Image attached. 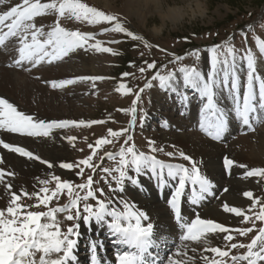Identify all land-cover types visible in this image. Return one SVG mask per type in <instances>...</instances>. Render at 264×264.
Returning <instances> with one entry per match:
<instances>
[{
    "label": "snow or ice",
    "instance_id": "snow-or-ice-1",
    "mask_svg": "<svg viewBox=\"0 0 264 264\" xmlns=\"http://www.w3.org/2000/svg\"><path fill=\"white\" fill-rule=\"evenodd\" d=\"M0 47L12 42L18 47V59L15 63L20 66L24 62L31 63L33 67L38 66L47 58L48 63L62 60L70 52L76 49H86V46L97 51L117 55L111 47H103L102 42L89 44L94 40L93 33L81 32L79 30H69L60 24L59 18L74 19L76 21H87L90 24L102 22H116L113 31L124 33L133 40L142 41L146 47H152L142 36L136 35L122 23L114 14H106L95 7L89 6L83 0H0ZM55 15L58 19L50 31L45 32L43 24L38 25L37 19L46 15ZM245 39L247 36L245 34ZM118 43L119 41H111ZM256 45L260 53L264 54V39L257 37ZM206 51L210 52L209 70L207 73L196 66H181L179 75L175 71H169L164 65V73L156 71L144 88H151V81H158L160 88L181 95L183 101H188L189 97L181 89L192 90L198 94L202 107L200 108V128L214 140H220L228 131L229 116L238 120L249 130L254 131L253 121L264 123V77L257 68L258 57L249 46L243 53L234 45L232 39L221 44L214 45ZM174 55V54H173ZM197 60L200 59L199 50L190 53ZM175 61H183L185 57L175 56ZM146 68L141 67L139 71L144 73L147 69H156V61L144 62ZM171 63V61H170ZM127 77L130 73H123ZM243 76V79H242ZM101 76H79L72 79L51 82L53 88H63L78 81L103 80ZM121 84L120 89H125ZM243 89V91H242ZM128 93L131 89L127 90ZM139 99V95H137ZM224 100L230 101V111L223 105ZM132 112V122L130 128H134L137 121V108L134 106L129 110ZM142 119H147V113ZM104 121H52L46 123L36 120L33 116L25 114L7 99L0 97V129L9 133H18L29 137H47L53 127L64 128L67 126H91L92 124L103 123ZM166 124V122H165ZM129 131L128 128L119 131L109 129V135L113 138L124 136ZM69 141H74L76 137H68ZM132 140L129 135L124 140V144ZM113 140L100 138L95 145L89 144L93 149L92 154L76 162H62L61 169H78L76 175L84 177L85 168L96 172L98 165L93 163L96 150L105 144H111ZM153 145L151 151H158L154 147L155 142L149 141ZM0 146L11 152L18 153L29 160H36L53 168V164L43 160L39 155L24 147L6 143L0 139ZM119 160L114 168L100 167V171L105 175L101 177L107 184L109 191L106 193L102 187H94L99 181H94V176L89 174L83 183H73L71 180L61 179L58 175H52L51 180L39 179L42 187L32 193L25 189L12 191L13 184L5 183L7 177H15V173L0 168V184H4L9 193V199L5 207H0V264H77L78 257L76 250L79 239L82 235L81 225L97 227L105 230L111 238V242L116 246L117 251L114 257V264H187L186 261L174 259L172 255H160L161 244L166 243L155 231V225L150 222L149 215L138 209L134 203L121 197L116 200L113 193L119 195L125 192L126 182L139 185L138 177L144 172H151L161 181V186H169V181H175V190L171 195L169 204L175 214V221L181 229L182 234L179 239L180 247L175 255L188 256V245L184 242H207L210 233H223V240L227 242L224 248L206 247L204 251L215 254L209 259L207 256L201 258L205 264H264V227L258 230L255 227L257 221L264 222V200L256 197L253 192L247 191L243 195L252 201L249 209L230 207L223 204L225 212L233 213L242 218L243 223L251 222V227L229 228L224 224L211 219H202L197 214L196 218L188 222L181 214L180 200L184 195L186 185L191 183V202L198 204L208 195H214L215 185L205 175L202 174L198 162L191 156L180 152L182 159L190 161L191 166L184 164L165 163L155 155L137 151L135 145L122 147L118 154L108 152L107 159ZM169 157H174L172 152L167 153ZM104 157H101L103 161ZM3 158L0 157V163ZM224 165L231 169L234 165L246 168L244 164H238L233 159L224 158ZM166 170V173H165ZM165 175L168 179H165ZM246 177H264V168H255L246 172ZM55 182V187L50 188L49 184ZM113 182L115 187H113ZM223 191L227 192L225 188ZM66 195L68 203L64 205L50 207L53 200L58 202L60 196ZM32 199L35 197L36 203L29 205L22 203V198ZM92 201V202H89ZM259 206L258 211L253 209ZM44 207L46 210L33 211L32 208ZM252 212L251 215L248 213ZM58 214H64L63 218L73 221L66 231L60 226ZM253 231L257 234L249 243H231L236 239L232 232L239 236L246 237ZM91 264H106L100 255V249L104 247L102 240L93 239L89 242ZM245 249L240 255H233L232 251ZM196 252L195 247L191 248ZM39 254V258L37 256ZM193 261L194 257H189Z\"/></svg>",
    "mask_w": 264,
    "mask_h": 264
},
{
    "label": "rangeland",
    "instance_id": "rangeland-1",
    "mask_svg": "<svg viewBox=\"0 0 264 264\" xmlns=\"http://www.w3.org/2000/svg\"><path fill=\"white\" fill-rule=\"evenodd\" d=\"M83 2L105 12L106 14L116 15L119 22L122 23L125 28L136 35L142 36L152 47H146L142 41L133 40L124 33L113 31L105 32V29H112L114 27L116 23L115 21L90 24L87 21L59 18L61 26L69 30H79L81 32L93 33L95 39L90 40L89 44L102 42L103 47H111L118 54L113 55L97 51L96 49L88 46H86L87 50L76 49L70 54L82 53L86 58H91V62H94L96 69L94 76L105 77V79L95 81V86H93L92 81H78L74 84L65 86L62 91L58 88L55 90V88L51 86V82L48 83L49 88L47 87L50 93L56 91L60 93L62 92V101L60 102L61 107L60 105L58 106L60 110L54 109L52 111L54 115L61 114L67 118L73 119V121L83 120L85 122H104L92 124L87 127L71 125L64 128L53 127L50 129L49 136H41L38 137V139L47 140L51 143L57 142L61 146L64 145L69 147L68 159L66 162L70 163L79 161L91 155L93 149H90L88 145H95L96 140L100 138L106 137L109 140H113V142L111 144L102 145L96 150V156L93 163L99 167L95 173H93L91 169L85 168L84 177L82 178L76 175L78 169H61L59 167V163L55 165L52 163L53 168H48L50 172L47 179L51 180V176L54 174L60 176L61 179L71 180L73 183L78 184L83 183L87 176L92 174L94 176V181H99V183L94 184V187H102L107 193L109 191L108 186L104 183L103 179H101V177L105 174L99 169L100 167H116L119 156L117 155V160H111L107 159L105 154L108 152L118 154L122 147L131 146L133 144L135 145L137 151H143L146 154L155 155L159 160H162L165 163L184 164L186 167H190V161L182 159L179 155L180 152H183L198 162V166L204 175L203 167L201 166L198 157L193 154L191 150H186L177 144L176 136L179 135L180 131L173 128L172 122L167 119L168 115H173L175 119L187 121V119L190 118L199 123V111L202 104L198 94L190 89L186 91L181 89V92L188 95L190 103H193L194 112L193 116H191L188 106L185 105V103L179 102V99L182 98L181 95L174 94L171 91H166L160 88L158 81H151L153 86L151 88H145L142 93L139 90L144 88L145 84L151 80V77L156 71H161L163 74L165 71L164 65L168 66L169 71H175L178 75L179 68L184 65L196 66L198 69L205 72V59L208 53L206 49L214 45L221 44L229 39L233 40L235 47L239 49L241 53H243L249 46L252 48L254 54L259 59L257 68L259 74L262 76V71L259 70L258 66H260V64L264 61V54L260 53L256 45V38L259 37L264 39V0H161L160 3L165 14H161L158 11L159 6L156 0H109V3H105L104 0H83ZM170 8L175 11L176 18L174 20L171 18L168 19L170 16L169 13L168 17L166 15L168 9ZM49 18L50 21L54 22V24L58 19V17L51 14ZM52 25L51 28L53 27ZM50 30L51 29H49V31ZM245 34L247 39H245ZM111 41L119 42L112 43ZM7 46L8 48L3 50V53L7 54V51L12 48V55H16L14 57H17L18 52L13 47L18 45L8 44ZM0 49H3V47ZM197 49L200 53L199 60L190 55V53ZM173 54L175 56H183L185 59L183 61H175ZM145 61H148L149 63L156 61V69H147L144 73H141L139 69L141 67L146 68V64L144 63ZM80 63L81 61L79 60L75 61L74 66L84 69L80 66ZM66 64L68 65L69 63L67 62ZM123 73H130L132 75L125 77L122 75ZM121 84L126 86L125 89L119 88ZM128 89H131L130 93H128ZM137 95H139V99H137ZM134 102L135 107L137 108V121L135 127L130 128L132 122V112L129 110L134 106ZM153 104L157 106L156 109L155 106L152 108ZM145 112L147 113L146 120L142 119ZM253 125L255 129L254 131L240 129L239 132H234V135L230 137V139L223 137L220 140H214L201 130V128L196 127V124L193 125V129L187 130V132H195L194 134L199 135L201 138V141L196 144L194 143L192 148L204 145L203 140H206L207 142L209 141L206 144H208L210 148L213 147L212 145L219 144L221 149L228 152L230 148L235 145H237L236 148L239 149L238 144L244 143V141L256 144L257 139L255 136L257 134L255 133L264 127V123H256L253 121ZM125 128H128L129 131L125 133L124 136L113 138L109 135V129L119 131ZM161 134L162 136L167 135V141H160L158 139V136ZM129 135L132 136V140L128 142V145H125L124 140ZM68 137H76V139L74 141H69V139H67ZM30 138L37 137H29L18 134V140L20 141L24 139L29 140ZM149 141L155 142L154 147L157 148L158 151H151L153 145H150ZM3 150L6 151L7 149ZM169 152L174 153L175 156L169 157L167 155ZM101 157H104L103 161H101ZM225 157L232 159L229 155H227L221 157L217 162L221 167V170L223 169L222 181H224L225 185L224 183L221 184V186L217 184V186L213 189L215 194L206 196L209 197V206L220 208L223 213L221 215L224 217L223 222L225 223V226L232 229L237 227H251V222L243 223L241 217H237L233 213L225 212L223 204L227 203L230 207H239L247 211L249 206L252 204V201L243 195V193L247 191L253 192L256 197H260L264 200V177H246L245 174L247 171L255 169L250 165H246L247 170L245 173H237V170L233 167L231 169L226 168L224 165ZM207 172L210 178L217 179V175L213 177L209 174L214 171H209L208 168ZM231 180L236 182L233 185H229ZM239 181L241 183V187L238 189ZM5 183L7 182L5 181ZM172 184L176 186L175 181L169 184V186H165V190L166 188H169L167 189L169 197L164 202V205L170 212V218L174 220V227H176L179 231V227L174 218V211L169 204L172 191L175 190V186ZM115 186L116 185L113 182V187ZM40 187H42V185L39 184L33 188L25 190L32 193ZM49 187L54 188L55 182H51ZM191 187V183L189 182L186 185L184 195L181 197L183 202L182 206H180L181 211L183 210L184 212H189L191 215V221L196 218L197 214L202 219H211L215 222L216 220H220L217 216L211 214L208 217H204V212L201 210L199 211V208L193 209V207L190 206L188 208L190 211L187 210V205H189L191 201L190 198L187 197L188 195L186 194V189L191 191ZM225 188L228 189L227 192L223 191ZM231 191L233 196L231 199H228L227 196ZM133 193L134 188L131 183L126 182L124 193H120L119 195L113 193L112 195L116 200L123 197L129 202L134 203L138 209L146 212L134 201L135 195ZM189 196H191V193ZM163 198L164 197H162V199ZM21 202L32 205L36 203V199L35 197L32 199L23 197ZM57 203L59 205L68 203L67 196H60L58 202L53 200L50 207L57 206ZM30 210L43 211L46 209L41 207L32 208ZM258 210L259 206H256V208L253 209V211ZM147 214L149 215L150 213ZM248 214L251 215L252 212H249ZM63 216L64 214H58V220L61 228L66 231L67 227L74 222L65 220ZM150 222L154 224V221L151 219ZM255 227L257 230L260 227H264V222L257 221ZM81 230L82 228L80 231ZM160 231L162 233L165 232V230L161 228ZM256 234L257 232L253 231L248 236L242 237L236 232H232V235L235 236L236 239L231 243H249ZM180 235L181 233L179 231L177 236ZM224 235L226 234L210 233L207 236V242H184L188 245V249H186L188 252L187 257L183 255H175L177 249L181 245V241L177 237V247L174 245L175 247L170 248L171 250L169 255H172L175 259L186 261L187 264H193V261L189 260V257H194V264H196V260H201L202 256H207L209 259H220L219 257H215V254L204 251V249L206 247L218 246L224 248L227 243L223 240ZM79 240L77 253L78 255L86 254L87 256L89 254V247L85 244L86 239H82L81 237ZM107 241H109L106 244L108 254L115 255L114 253L117 250L115 249V246H113L111 238L109 237V240ZM193 247L197 249L196 252L191 251V248ZM245 251V249H236L232 251V254L240 255ZM38 258L39 254L37 256V259ZM202 262L205 264L203 259ZM228 264H231L230 259Z\"/></svg>",
    "mask_w": 264,
    "mask_h": 264
},
{
    "label": "bare ground",
    "instance_id": "bare-ground-1",
    "mask_svg": "<svg viewBox=\"0 0 264 264\" xmlns=\"http://www.w3.org/2000/svg\"><path fill=\"white\" fill-rule=\"evenodd\" d=\"M94 1V0H93ZM105 3H109V0H104ZM135 1V0H134ZM159 6V12L161 14H165L163 11V7L160 3L161 0H156ZM18 2V0H13V3ZM109 5V4H108ZM110 6V5H109ZM157 6V7H158ZM2 8V6H0ZM165 10V9H164ZM178 11V10H177ZM169 13V17H168ZM168 19H175V11L171 8L168 9L166 13ZM50 14L46 15L45 17L38 18L37 24H43L44 30L49 31L51 29V25L54 26V22L50 21ZM52 20V19H51ZM172 20V21H173ZM177 22V21H176ZM179 22V21H178ZM159 32V31H157ZM8 44H13L9 42L3 49H0V97L7 99L9 102L13 103L18 110L23 111L27 115L33 116L36 120H42L46 123H51L52 121H73L71 118H67L64 115H54L52 111L60 110L58 107H61V98L62 92H49L48 90V83L53 81H61L65 79H70L75 76H91L96 73L95 64L92 63L91 58H86L82 53H74L68 54V56L64 57L62 60L54 61L52 63L47 62V58L44 62L39 64L38 66L33 67L31 63L24 62L22 65L18 66L15 61L19 58L14 57L16 55H12L13 49H9L7 54L3 53V50L8 48ZM18 46H14L13 48L16 49ZM2 48V47H0ZM17 53V52H16ZM81 61V65L84 69H80L74 66L75 61ZM94 60V59H93ZM67 61L69 64L67 65L65 62ZM206 66L204 68L205 73L209 70V61H210V52L206 55ZM259 70L262 71V77H264V61L260 64ZM20 70V71H17ZM27 72V73H26ZM74 74V75H73ZM73 75V76H72ZM96 76V75H95ZM47 84V86H46ZM48 87V88H47ZM64 88V87H63ZM63 88H58L60 91ZM73 89V88H72ZM79 89V88H75ZM56 90V88H55ZM179 102L185 103L190 110L191 116H193L194 108L193 103L188 101H183L182 98L179 99ZM223 105L226 107L227 110L230 111V101L224 100ZM155 109L157 106L155 104L152 105V108ZM190 116V117H191ZM168 121L172 122L173 128L180 131L179 135L176 137L177 144L184 148L189 149L195 154L201 166L203 167L204 175L207 176L215 185L224 183L223 180V169L218 165V161L221 157L229 155L233 160H235L238 164L250 165L253 168H264V127L257 131L255 138L257 139L256 144L248 143H239L237 149V145L232 146L228 152H225L221 149V146L212 145L214 149L210 148L206 140H203L202 146L192 148L194 143L201 141L199 135H195L194 133L187 132V130L193 129V125L196 124V127L200 128V121L197 123L194 119H187V121H182L181 119H175L173 115L167 116ZM193 118V117H192ZM229 127L228 131L224 134L223 137L226 139H230L234 135V132H239L240 129H247L242 123L238 120L233 119V117L229 116ZM48 121V122H47ZM192 122V123H191ZM254 126V125H253ZM250 131V130H249ZM253 138V137H252ZM0 139H3L6 143H10L16 146H21L26 148L29 151H32L35 155H39L43 160H47L51 163L60 164L62 162H66L68 159V150L69 147L61 146L57 142L51 143L47 140L38 139L37 138H30L29 140H18V133H9L6 130L0 129ZM160 141H167V135L162 134L158 136ZM243 142V141H242ZM175 143V142H174ZM193 144V145H192ZM198 145V144H197ZM4 148L0 146V157L3 158V162L0 163V168L14 172L16 175L15 177H7L6 182H10L13 184L12 191H18L19 189H28L33 188L36 185H39V179H46L49 176V169L47 165L40 163L36 160H29L27 157H22L18 153H14L11 151H5ZM44 157V158H43ZM209 171H214L209 173L211 176H216L215 178H210L208 176L207 169ZM237 173L244 172L247 170L246 168H240L238 166H233ZM220 172V173H219ZM166 173V170H165ZM217 173V174H216ZM165 179H168L165 175ZM139 185H132L134 188V201L137 205L145 210L147 213H150V219L154 221L155 231L161 237L163 241L166 243L161 244L160 255L163 257L165 255H169L170 248L175 247L178 244V239L180 236L177 234L181 232L174 227L173 222L174 220L170 215L168 208L164 205V202L169 197L167 189L165 190V186H161V181L157 179L155 175L151 172H144L139 177ZM173 181H169L171 184ZM236 181L231 180L229 185H233ZM174 185V184H172ZM225 185V183H224ZM175 186V185H174ZM173 187V186H172ZM241 187V183L239 181L238 189ZM174 191H172L173 193ZM191 193L190 190L186 189V194L189 196ZM168 195V196H166ZM172 195V194H171ZM233 196L232 191L227 196L228 199H231ZM162 197H164L162 199ZM9 199V193L6 190L4 184H0V207H5L7 205ZM209 197H206L204 200L200 201L198 204H193L192 202L187 205V210L190 206L193 209H198L204 212V217H208L210 214L217 216L218 219L216 222L224 224V217L219 207L209 206ZM180 206H182L183 202L182 199L180 200ZM191 201V199H190ZM163 202V203H162ZM185 206V203H184ZM181 214L188 222H191V215L189 212L181 211ZM175 218V214H174ZM193 220V219H192ZM81 237L82 239L85 238V244L87 247L89 242L93 239L102 240L104 242V247L101 248L100 255L102 256L103 260L106 264H114V257L115 255H109L107 253L106 244L109 237L105 230H101L95 226L88 227L86 225H81ZM160 228L165 230V232H161ZM175 234V235H174ZM80 237V238H81ZM178 237V238H177ZM180 240V239H179ZM80 241V240H79ZM175 245V246H174ZM177 247V246H176ZM88 251L89 248H88ZM211 253V252H210ZM115 254V253H114ZM76 255L78 257L77 264H91V259L89 260L90 252L86 256L78 255L76 250ZM175 259V258H174ZM196 264H203L202 259L196 260ZM166 263V262H165Z\"/></svg>",
    "mask_w": 264,
    "mask_h": 264
},
{
    "label": "trees",
    "instance_id": "trees-1",
    "mask_svg": "<svg viewBox=\"0 0 264 264\" xmlns=\"http://www.w3.org/2000/svg\"><path fill=\"white\" fill-rule=\"evenodd\" d=\"M233 19V18H232Z\"/></svg>",
    "mask_w": 264,
    "mask_h": 264
}]
</instances>
